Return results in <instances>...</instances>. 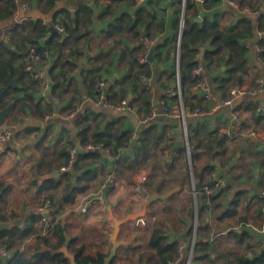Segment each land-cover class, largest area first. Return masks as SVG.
Masks as SVG:
<instances>
[{
    "label": "crops",
    "instance_id": "crops-1",
    "mask_svg": "<svg viewBox=\"0 0 264 264\" xmlns=\"http://www.w3.org/2000/svg\"><path fill=\"white\" fill-rule=\"evenodd\" d=\"M46 1L28 0L26 13L20 11L12 19L1 22L2 33H5L11 25L23 22L20 20L25 16L32 20L44 19V17L51 20V17L44 16L41 11V5ZM172 1L146 0L140 10V5H137L133 0L117 3L105 0H53V11L58 15L50 25L55 29V26L58 25L65 24L67 27H74L76 21L79 23L78 27L85 35L83 38L85 40L78 48L79 53L74 54V69L78 66L81 69L80 73H85L94 67L97 69L95 74L105 80L109 86L122 78L128 69L127 53L124 54L127 52V42H124L123 39H133L135 44L142 42L144 47L150 50V48L161 44L164 39H171L175 35V31L172 29L178 27L180 31L183 0H181L179 16L176 14V6L172 5ZM229 2L235 3L231 0H220L219 5L211 10H204L201 5L195 4V7L188 13V17L195 16L193 13L196 10L195 20L197 22H201L203 19L215 20L223 26L235 25L241 19H252L254 29L251 36L241 42V45L246 48L245 59L252 70L248 75L243 76L240 87H236L249 90L254 81L260 79L264 82V58L261 56L263 49L260 47V42L264 41V23L261 21L258 25V22L255 21L258 12H252L247 7L234 8L229 5ZM83 8L88 9L86 14L81 12ZM245 9H249L248 12ZM152 11L156 16L155 20L151 22L152 26L162 27L155 30L151 26L149 42L142 33L143 29H141L140 38L136 40L137 38L132 35L133 31L128 30L132 26L128 24V21H132L134 25L136 15L143 22L148 21L146 15L151 14ZM261 11L264 13V9L261 8ZM120 25L121 29H119ZM139 27L140 22L133 30L136 32ZM142 35L146 38L145 40H141ZM135 44L132 46H137ZM168 47L167 44L160 50L159 61L154 60V51L152 54V86L150 90L152 103H155L158 108L157 115L144 123V119L150 111V105L146 108L140 100L136 101V91L135 94L130 93L127 97L128 105L130 102L132 103V107H128V111L113 110L119 112V115L120 112H123L124 130L131 134L129 149L122 151L124 157L131 159L139 151L141 131L146 127L150 129L146 134L149 135L150 140L155 138L156 132L158 135L162 134L161 145L171 144L170 149L149 150L145 163L140 165L139 171L123 170L119 174L114 170V158L108 154V151L104 152V155L98 160V163L104 167L103 177L96 178L88 190L76 198L74 204L65 206L63 211L53 214L58 218L57 224L64 226V230L60 231V234L54 235L53 227L48 229L40 223L41 217L52 216L48 214L47 208H44L41 213L37 211L45 205L44 199L52 193L38 194V181L48 180L44 177L51 174L52 171H58L60 176L61 167L67 163L59 156L60 151L64 148H68L69 151L75 147L77 157L84 151H102L97 147L91 150L86 149L90 146L93 147L92 145L81 147L77 138L82 121H74V117L77 115L80 118L85 115L91 108L90 104L97 107L87 98L88 90L79 80L81 74H74L73 69L71 77L78 83V88L75 87V90L78 89L79 93H82L80 97H84L83 100L79 101L77 94L71 90L66 94L67 99L59 100L57 98V102H48L51 104L50 109L52 110L50 114L45 115L50 117L48 120H45V116L43 119L34 117L29 121L21 119L20 123L15 124L16 130L12 131L11 140L0 141V182L11 185L10 190L0 196V208H4L2 216L9 218L7 222L13 224L11 230L14 233L13 246L7 250V258L11 257L17 249L22 250L32 244L37 232L41 237H47L50 244H56L62 238L60 248L67 236L69 239H75L76 247L83 245L86 253L90 255L97 252L108 254L110 242L107 240V236L112 234V225L107 221L108 208L118 219L124 218L129 213L141 212L145 204V198L139 189L141 183L142 190L147 195H160L165 198L147 205L146 216L143 218L144 225L136 226L135 222H131L121 227L118 240L126 242L127 246L118 250L115 264H156L154 253L148 248L150 236L155 229H160L169 243H178V245L184 246V257L179 262V264H184L183 261L190 254L191 245H194L197 239L198 203L197 196L192 194L194 181L190 167V151L188 153V136L190 134L188 135L187 132L186 139L183 134L182 119H176L164 113L161 105V103H165V107L171 109L178 107L181 102V97L177 96L178 103L175 104L172 98L167 96V91L175 87L176 83L180 85L177 77V69H179L177 51L175 56H168L166 54ZM197 57L200 60L199 65L204 67L201 57L199 55ZM50 58L51 60L55 59L53 56ZM20 64L19 61L14 67L17 68ZM96 69L94 70L96 71ZM224 70L225 68L222 67L220 72L214 70L213 74H207L210 80V93L223 100H228L230 98L228 94L223 95L221 91H215L212 86V79L223 78ZM115 75L117 79L111 83ZM172 75H174V80L171 78ZM185 94L187 98L191 97L194 103L197 98L201 109L206 113V116L200 121L187 118L186 131L188 122L194 125L199 123L205 125L210 133L218 139V142L222 139L221 146L213 147L219 156L210 160V164L215 166L212 176H223L227 183V187L222 193L210 195V197L215 195L210 202V211L205 212L200 221V225L206 228V231L201 232L198 239H203V242L207 243L206 251L210 252V246L216 236H222L230 229L238 228V232L245 231L255 237L263 244L264 248V210L261 206L259 207L261 202L258 198V193L264 188V114H261L262 111L264 112V94H246L237 97L231 106L221 107L217 111L211 110V102L209 103L197 94L192 95V89L185 91ZM35 98L38 99L37 93ZM67 102L74 106L73 111L69 113L75 112V116L70 119L66 118L69 113L64 111L68 105ZM26 123L35 125L37 131L29 134L21 132L22 125ZM132 141L135 143L132 144ZM207 164L208 162L203 166ZM154 169L156 170L155 179L161 175L168 179L166 178L161 183H158V180H155L154 183L146 181L148 176L154 174ZM110 174L114 176V181L109 185L105 183V179ZM142 176L145 177L143 182L141 181ZM136 188L139 189V192L136 191ZM238 193H243L239 209L244 213L243 216L248 219V222L242 225L237 224L240 215L218 220L219 215L225 211L227 203ZM168 194L171 195L166 197ZM257 210L261 211L260 222L256 218ZM35 217H38V220L32 224ZM226 247L228 245L224 243L221 250ZM1 249L4 247L0 246V251ZM193 250L194 246L191 250L192 254ZM211 257V263L209 260L200 264H226L225 258L216 259L215 255H211ZM4 263L5 260H3ZM191 264L197 263L191 261Z\"/></svg>",
    "mask_w": 264,
    "mask_h": 264
},
{
    "label": "trees",
    "instance_id": "trees-1",
    "mask_svg": "<svg viewBox=\"0 0 264 264\" xmlns=\"http://www.w3.org/2000/svg\"><path fill=\"white\" fill-rule=\"evenodd\" d=\"M28 1V0H27ZM126 0H113L114 3L122 2ZM237 3L241 8L247 7L252 12H258V17L255 21L264 23V13L261 8L264 9V0H231ZM111 3V1H110ZM220 0H203L202 3H198L196 0H185V10L183 18V27L181 31L180 45H179V83L181 88L182 99L181 102L186 111L193 110L200 107V102L196 98L195 103L192 102L190 97L187 98L185 91L192 89L195 85V80L192 79L193 70L200 64L198 55L201 57V61L204 64L205 71L213 74L214 70L220 72L222 67L225 68L223 78H213L212 86L215 91H221L224 94H228L230 97V91L236 87H240L242 78L248 75L252 70L249 63L245 59L246 48L241 45V42L251 36V32L254 29L252 19H241L235 25L223 26L215 20L203 19L201 22H197V11L193 13L192 18L188 17V13L195 7V4L202 6L204 10H211L218 6ZM172 5L176 6V14H180L181 0H173ZM142 5H140L141 10ZM17 4L15 0H0V88L3 81L11 76L17 78V87L10 88L0 99V109L6 107L9 103L13 104L12 113L10 114V122L17 124L23 119L28 121L31 118L43 119L46 114L52 112L51 104L45 103L35 98V94L38 91L37 83L32 80L30 74L25 71V59L29 56L31 51L41 56L42 62L48 61L47 55L55 57V59L49 61L50 68L47 71L48 79L51 83V94L59 100L66 98V94L69 91L74 90L77 94L79 101L83 100L82 93H79L78 83L71 77L72 71L75 67L74 54L79 53L78 48L84 42L85 35L79 29V23L76 21V26L63 27L67 33L66 38H63L59 33H51L50 23L53 24L58 13L53 11V0H47L41 5V11L44 16L51 17V20L38 18L28 21H23L19 24L11 25L5 33H2L1 22L8 21L16 14ZM83 14L88 12V9H81ZM139 12V11H138ZM148 21H142L139 16L136 15L135 23L128 21L131 27L129 31H133V36L140 38L141 29L144 36L148 39L151 30L152 21L155 20V12L147 14ZM115 22V21H114ZM123 22V21H122ZM140 22V27L136 32L133 30ZM124 23V22H123ZM155 30H158L159 25H153ZM121 29V25L119 27ZM124 30V28H123ZM175 31V35L171 39H164L161 44H158L153 48L154 60H160V50L169 45L166 54L168 56H175L177 51V34L179 28L172 29ZM142 35V37H144ZM2 37V39H1ZM8 38V41L4 39ZM127 48V63L128 69L122 78L117 80L114 84H110L104 91V98L102 102L103 106L93 107L87 110L85 115L80 118L76 115L74 121H82L80 129L77 135L79 144L81 147L86 145H92L93 147H99L101 152L84 151L77 157L76 163L72 166V169L68 172H61L57 179H48L44 181H38V194L43 192H49L44 200L51 202V207L48 214H57L64 210L65 206H71L74 204L76 198L86 192L92 182L96 178L103 177L104 167H102L98 160L104 155V152L108 151L110 156L114 158V170L115 173H120L123 170L138 171L140 165L145 163L149 150L159 148L160 151L170 149L171 144H162V134L155 133V138L150 140L149 127L144 128L141 131V141L139 151L129 159L124 157L122 151L129 149V140L131 134L124 130L123 112L119 115L117 111H114L109 106H117L122 101H126L130 93L135 94L136 101L140 100L146 108L151 103V90L147 89L144 85L140 84L139 78L141 75L151 77V65L147 62L145 65H140L137 62V58L140 54L147 52L149 49L145 48L142 42L135 44L133 39H123ZM132 44L137 46L133 47ZM208 47V48H207ZM260 47L263 49L261 56L264 58V41L260 42ZM76 49V52H74ZM203 49V52H201ZM66 52V53H65ZM201 53V54H200ZM20 61V65L15 68V64ZM96 68H90L87 72L80 73V83L88 90L87 98L90 102L98 96L95 92V85L98 80L101 79ZM173 76L171 78L173 79ZM174 80V79H173ZM132 90V92H130ZM21 93V95H19ZM172 98L173 103H178V97ZM198 100V101H197ZM68 105L64 109L66 113L73 111L74 106ZM132 103H129V107H132ZM22 119V120H21ZM21 132L31 133L37 131L35 125H29L26 123L22 125ZM16 130V128L14 127ZM13 129V130H14ZM12 130V131H13ZM188 141L190 160L192 161V176L194 179V188L196 191H200L203 187L211 184L212 174L215 170V166L210 164V160H213L219 154L213 147L216 145L221 146L222 139L219 140L210 133V130L205 125L195 123L187 124ZM152 142V143H150ZM152 146V147H151ZM200 151V153H198ZM205 155L208 158V164L203 167L195 166V162L201 155ZM59 156L66 162L68 160V148H64L60 151ZM92 167H94L92 169ZM103 174V175H102ZM102 180V178H101ZM208 180V181H207ZM11 188L10 184H4L0 182V196H3ZM57 194V195H56ZM197 194V223L196 227L197 239L194 244V250L192 254V261L200 264L206 263L210 260L211 255H215V258H225L226 264H264V248L263 244L255 237L251 236L245 231L238 232V228L230 229L222 236H216L210 246V252L206 251L207 243L203 242V239H198L199 234L206 231V228L200 225L201 217L203 214L210 210L209 203L214 199V196H199ZM241 195L238 193L233 196L227 205L225 211H223L219 219L233 218L240 215L237 219V224H245L248 219L244 217V213L239 209L241 203ZM260 204V203H259ZM261 204L259 205V207ZM4 208H0V221L7 222L9 218L2 216ZM241 211V212H240ZM258 221L260 222L261 211L257 210ZM38 217L33 219L32 224L37 222ZM64 230V226L56 224L53 227L54 235L60 234V231ZM38 234L35 235L32 244L27 245L24 249H17L13 255L5 259L4 264H70L69 261L64 258L62 254H52L49 250H57L62 244V238L56 244H50L47 237H41ZM14 233L13 230H7L0 234V246L4 247L7 251L13 246ZM75 239L70 238L68 244V251L74 255L76 264H103L104 258L107 253L97 252L94 255L86 253L85 247L74 245ZM227 244L224 250H221L223 244ZM178 243H169L166 241L164 233L160 229H155L148 243V248L152 251L156 258V264H169L176 259V249ZM229 257V258H226ZM115 264V259L111 262Z\"/></svg>",
    "mask_w": 264,
    "mask_h": 264
},
{
    "label": "built area",
    "instance_id": "built-area-1",
    "mask_svg": "<svg viewBox=\"0 0 264 264\" xmlns=\"http://www.w3.org/2000/svg\"><path fill=\"white\" fill-rule=\"evenodd\" d=\"M17 4V9L16 13L18 12H24L26 13L28 10V1L27 0H15ZM105 1H111V0H105ZM137 5H143L146 0H134ZM198 3H202L203 0H196ZM229 5H231L234 8H238V5L229 2ZM249 9H245L246 12H248ZM29 18L27 16L23 17L20 21H28ZM56 33H59L62 35L63 38H66L67 33L65 31V28L63 25H58L55 26ZM2 39V37H1ZM5 41H8V38L4 39ZM145 40V39H143ZM261 52V50H260ZM47 60L42 62L41 56L34 51H31L29 56L25 59V71L30 74V77L32 80H34L37 85H38V91H37V98L38 100H41L45 103L48 102H57V98L54 97L51 94V83L48 78H46L44 75L47 73L48 69L50 68L49 61L51 60L50 56L47 55ZM137 62L140 65H145L148 62V51L141 54L137 58ZM81 72V69L77 66L73 73L74 74H79ZM192 79L195 80V85L192 88V95H199L200 97H203L206 101L209 103L211 102V110L212 111H217L221 107H228L232 105V102L235 98L246 95V94H257V93H262L264 94V82L262 80H256L253 82V86L249 90H242L238 88H234L230 91V98L228 100H223L221 98H218L217 96H213L210 93V80L208 77L207 72L205 71V68L201 65H198L192 72ZM140 83L144 85L146 88L150 89L151 88V77H147L146 75H141L140 78ZM107 82L105 80H98L96 85H95V92L98 93V96L96 99L92 100L91 103L94 106H103L105 107V104L102 102L104 98V91L107 88ZM181 93V88L178 83H176L175 87L172 89H169L167 91V96L168 97H174L178 96L180 97ZM162 107L164 103H161ZM111 109L113 107L109 106ZM116 110L120 111H128V104L127 102L123 101L119 107L116 108ZM164 113H167L169 116L174 117L176 119H182L183 121V134L184 137L187 139V131H186V119H192L193 121H200L206 116V113L199 107L194 108L193 110H183V105L180 102L178 107H174L171 109H168L167 107L163 108ZM158 113V108L155 103H151L150 105V111L148 116L144 119V123H147L151 119H153ZM261 114H264L262 111ZM75 116V113H69L66 118L70 119ZM50 117L45 116V120H48ZM14 127L7 126V125H2L0 127V141L1 142H7L11 140L12 137V130ZM99 149V147H97ZM87 150L94 149V147H87ZM109 154V153H108ZM77 161V149L75 147L69 149L68 151V160L67 163L61 167L60 171L61 172H66L69 171L72 166L76 163ZM145 180V177H141V181L143 182ZM114 181V176L112 174L106 176L105 183L111 184ZM227 187V183L224 179L223 176H216L213 175L211 179V184L203 187L199 192L193 188L192 194L196 196L198 193L201 195L207 197L213 193L220 194L222 193ZM136 191L139 192V189L136 188ZM258 198L261 202V208L264 210V188L258 193ZM206 204H208V201H205ZM51 207V202L46 201L45 205L43 207H40L37 209L38 213H41L44 208L50 209ZM58 222V218L56 215H52L49 217H41L40 218V223L45 226V228H51L54 227ZM136 226H141L144 225L145 222L143 219H138L135 221ZM193 244L191 245L190 248V254L187 257L186 260H184V264H191L192 261V248ZM1 257L3 260L7 258V251L5 249H1ZM185 253V248L182 245H179L178 248L176 249V259L175 261L169 263V264H179L181 261V258L184 257Z\"/></svg>",
    "mask_w": 264,
    "mask_h": 264
},
{
    "label": "water",
    "instance_id": "water-1",
    "mask_svg": "<svg viewBox=\"0 0 264 264\" xmlns=\"http://www.w3.org/2000/svg\"><path fill=\"white\" fill-rule=\"evenodd\" d=\"M184 5H185V0H183V11H182V17H181V25H180V31H179V36H178V48H177V63L179 60V45H180V38H181V31L183 27V12H184ZM51 33H56V30L53 27H50ZM203 49H201V52ZM153 48H150L149 53H148V62L153 63ZM88 56V54H86ZM179 69H177V77L179 79ZM46 78H48V74L46 73L44 75ZM117 79V76L115 75L113 79L111 80V83H114ZM18 79L17 78H12L11 76H8L2 83V87L0 88V99L1 97L10 89V88H15L17 87ZM128 102V100H127ZM13 104L9 103L6 107L0 109V127L4 125L12 111ZM135 141H132V144H134ZM178 145L181 143H177ZM189 153V149H188ZM59 176L58 171H52L51 174L45 176V179H50V178H57ZM192 180L193 176H192ZM139 189L145 198V204L142 207V211L139 213L135 214H128L122 219H118L114 216L113 212L111 209L108 208V218L107 221L111 223L112 225V234L107 236V240L110 242V249L108 251L107 256L104 258L103 264H111V262L116 258L117 252L120 248L126 247L127 243L123 241L118 240V236L120 234L121 227L127 223L135 222L138 219H143L146 216V211H147V205L151 204L152 202L156 200H163L165 197L160 196V195H154V196H149L147 195L143 190L141 183L139 185ZM172 193V192H171ZM171 194L166 195V197H169ZM13 224L11 222H1L0 221V234L4 231L10 230L12 228ZM69 237L65 236L64 238V243L61 248L57 250H49L50 253L52 254H62L64 258H66L70 264H76L75 262V257L73 254H71L68 251V244H69ZM0 264H3V259L0 257ZM91 264V263H90Z\"/></svg>",
    "mask_w": 264,
    "mask_h": 264
},
{
    "label": "rangeland",
    "instance_id": "rangeland-1",
    "mask_svg": "<svg viewBox=\"0 0 264 264\" xmlns=\"http://www.w3.org/2000/svg\"><path fill=\"white\" fill-rule=\"evenodd\" d=\"M111 1H113V0H111ZM132 1V0H131ZM134 1V0H133ZM110 2V1H109ZM234 4H236V5H238L237 3H234ZM239 6V5H238ZM179 35L177 34V37H178ZM142 39H146L145 37H141V40ZM148 41V40H147ZM81 48H82V46H81ZM148 89V88H147ZM150 93H152V92H150ZM151 97H152V94H151ZM180 97H181V99H182V94L180 93ZM123 102V101H122ZM121 102V103H122ZM125 102H127V101H125ZM151 103H152V99H151ZM128 104V103H127ZM120 105V104H119ZM119 105H117V106H111V107H113V109H116L117 107H119ZM151 105V104H150ZM129 107V106H128ZM165 107V103H164V105H163V108ZM199 108H201V107H199ZM183 110H185V108H184V106H183ZM11 113H12V111H11ZM10 113V114H11ZM75 113V112H74ZM149 114V113H148ZM148 116V115H147ZM9 117H10V115H9ZM8 117V119H7V121H6V123L4 124V125H7V126H11V127H15V124L14 123H12V122H10V118ZM189 159V158H188ZM191 163V168H192V161H190ZM208 162V158L205 156V155H201L199 158H198V161H196L194 164H195V166H197V167H200V166H203V164H205V163H207ZM197 163V164H196ZM143 168V167H142ZM141 169V167L139 168V170ZM138 170V171H139ZM167 170H169V169H167ZM154 174H151L150 176H148L149 178H148V180L146 179V181H148L149 183H154L155 182V180L157 181L158 180V183H161V182H163L167 177H164L163 175H161L160 177H158L157 179H155V172H156V170L154 169ZM168 174V173H167ZM212 177V176H211ZM168 179V178H167ZM210 179H212V178H210ZM208 181V180H207ZM208 205H210V203L208 202ZM210 211V210H209ZM209 211H207V212H209Z\"/></svg>",
    "mask_w": 264,
    "mask_h": 264
}]
</instances>
